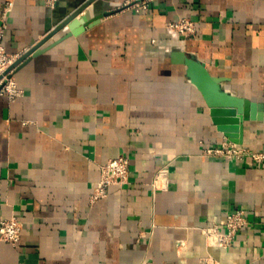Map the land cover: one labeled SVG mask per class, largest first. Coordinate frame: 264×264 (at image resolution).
<instances>
[{
  "label": "crops",
  "instance_id": "0c3cea01",
  "mask_svg": "<svg viewBox=\"0 0 264 264\" xmlns=\"http://www.w3.org/2000/svg\"><path fill=\"white\" fill-rule=\"evenodd\" d=\"M82 1L0 0L2 43L24 53ZM141 1L96 0L77 17L110 14L15 70L21 96L0 94V219L23 224L19 245L0 242V264H264V161L203 153L229 139L174 57L195 55L264 105V0ZM181 17L194 37L167 28ZM243 128V145L264 150V120ZM122 154L129 182L92 203L100 165ZM160 169L166 187L153 184ZM236 208L248 225L209 245L201 226Z\"/></svg>",
  "mask_w": 264,
  "mask_h": 264
},
{
  "label": "built area",
  "instance_id": "2783aa9c",
  "mask_svg": "<svg viewBox=\"0 0 264 264\" xmlns=\"http://www.w3.org/2000/svg\"><path fill=\"white\" fill-rule=\"evenodd\" d=\"M45 4L53 7L58 0H44ZM12 2L7 3V9L11 8ZM148 1L143 0L135 3L137 10L147 9ZM6 11L0 10V94L7 96L9 101H14L23 94L13 77L15 71L12 65L23 53H10L2 43L7 27ZM167 28L177 35L194 37L197 34V26L189 17H181L170 21ZM203 153L208 156L222 157L228 161L249 160L251 162L264 161V150H253L243 144L232 141H222L220 145L206 147ZM131 158L128 155H119L109 159L100 165V179L91 194V202H95L107 195L109 187L113 184H126L130 178ZM154 186H167V173L160 169L154 177ZM248 213L244 208L228 210L223 222H214L212 225L201 226L200 230L206 241L211 246H230L235 236L248 225ZM23 224L16 217L0 219V242H7L14 246L20 244Z\"/></svg>",
  "mask_w": 264,
  "mask_h": 264
},
{
  "label": "water",
  "instance_id": "95a60500",
  "mask_svg": "<svg viewBox=\"0 0 264 264\" xmlns=\"http://www.w3.org/2000/svg\"><path fill=\"white\" fill-rule=\"evenodd\" d=\"M95 1L85 0L70 7L55 23V27L33 47L25 51L11 68L17 70L30 58L46 51L69 36L80 34L86 27L96 24L102 17L110 14L98 12L91 17L87 14L77 17ZM66 26L69 30L62 38L50 45L42 47L52 36ZM174 57L177 62L186 65L187 76L202 93L217 129L224 133L230 141L243 144L244 120L246 118L264 120V105L227 91L222 85L224 80L219 76L213 75L206 64L195 55L180 50L174 53Z\"/></svg>",
  "mask_w": 264,
  "mask_h": 264
},
{
  "label": "bare ground",
  "instance_id": "6f19581e",
  "mask_svg": "<svg viewBox=\"0 0 264 264\" xmlns=\"http://www.w3.org/2000/svg\"><path fill=\"white\" fill-rule=\"evenodd\" d=\"M91 11V10H90Z\"/></svg>",
  "mask_w": 264,
  "mask_h": 264
}]
</instances>
